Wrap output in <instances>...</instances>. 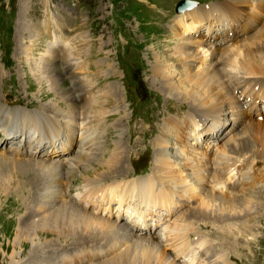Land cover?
Returning a JSON list of instances; mask_svg holds the SVG:
<instances>
[{"label":"rangeland","instance_id":"obj_1","mask_svg":"<svg viewBox=\"0 0 264 264\" xmlns=\"http://www.w3.org/2000/svg\"><path fill=\"white\" fill-rule=\"evenodd\" d=\"M176 1L179 0H166V2L165 0H0V105L26 109L31 112H45L49 109L47 113L61 120L73 117L71 108L69 109V106L72 105V108H76L78 111L75 118L79 120L81 127L83 126L78 129V138L83 133H88L90 137L96 139V149L91 153L95 161L89 162V164L85 162L84 166L76 171V175L74 174V177L67 180L69 186L71 184L72 187L68 188L69 199L65 202L55 200L57 194L63 190L61 186H54L60 178L58 172L56 173L58 176H50L49 179L44 176V188L36 192L35 185L29 181L31 175L28 176L20 165L27 160H39L40 158H33L26 151L24 154L17 153L16 149L12 155L9 151L12 146L9 147L6 139L3 140L5 143H0V154L4 149L8 151L3 154V156H7L5 160L0 159V173L2 176L4 175L5 180L12 176V180H6L5 188L1 186L0 190V264H38L36 258L29 260V257L35 255L39 247L54 244L59 236H67L62 232V229L55 230L58 236L54 232H43V228H40L35 232V239L18 243L15 232L19 227H23V230L28 229L27 224L29 223L27 222L36 221L43 216V213L46 215L61 204H66V202L77 204L76 197H79L77 192L83 191L85 175L93 174L92 176H94L98 171L102 174L105 173L104 167L99 166L100 170L96 168L97 162L103 156L107 157L114 155L115 152H120L122 163L111 179L108 176L105 177L106 180L98 182L102 187L104 184L122 178L123 180H132L150 174L154 176V181H158V184L163 182V178H160L159 175L160 170L163 169L161 173L165 171V176H168L167 169L172 166V162L166 163L165 156L161 154L164 147H167L168 156L172 161L180 162L185 154L186 157L190 156L192 151H187L185 148L186 138L183 137L186 136L185 131H190L191 134L195 132L191 128L199 112V105H192L180 101L176 96H169L164 86L157 83L158 79L154 77L153 73L156 64L153 57L154 49L158 51L165 47L168 48V46L174 47L176 42L181 40V37L174 36L176 23L174 18L181 14L175 10ZM197 1L203 5L215 3L214 5L223 11L229 6L227 3L229 0ZM258 38L259 34L251 39L248 36L242 40L243 46L250 47V50H252L251 47L257 49L258 47L252 43ZM29 41V45L32 46V61L27 60V55L22 50V44L25 48ZM237 41L240 42L239 39ZM200 48L199 51L205 49L207 54L204 49L200 53L206 57L213 50L207 44ZM204 56L198 60L197 66H202L201 63L206 60ZM5 60L8 61L7 65L4 63ZM173 60L174 62L169 65V68L186 74L187 67L184 62L187 60L177 58ZM33 66H37L39 75L35 73ZM226 70L230 72V78L234 83L239 79L244 81V85L241 86L243 93L264 91L260 88V80L264 79L263 75L261 77L253 75L248 81L250 79L248 78L249 74H246L249 73L248 70L240 68L238 73L237 69L233 70L231 66H228ZM262 70L264 71V67ZM257 77L258 79H256ZM48 78L55 80L56 86H52L51 79ZM226 80L227 78H225ZM42 89L51 91V94L47 97H37L35 91ZM227 90L230 91L228 87ZM58 91L61 92L60 97L51 101H59L61 104H57L55 109L49 108L46 106L49 103L48 100L53 98V94L57 95ZM235 94L239 93L236 91L232 95L235 96ZM248 94L249 98L244 97L239 105L237 97L233 99L235 102L231 98L227 104L223 103L219 111L225 109L221 114H225L222 118L226 117L227 121L223 125L224 121L217 123V114L212 118L210 116V119L206 120L207 125L203 129L202 135L210 127L216 126V130L223 125L224 130L231 118L229 111L240 114V109L237 110L236 107L232 109V106L246 108L251 104L252 98H250V93ZM7 95L12 96L11 101L6 99ZM257 105L264 113L263 101H258ZM84 112L87 114L86 118ZM243 112L247 113L248 111ZM20 115H23L28 121L31 120L29 115ZM7 123L9 122L0 123V127ZM51 123L58 127L55 122ZM252 124L251 122L245 124V128L240 132L243 133L240 135L241 140L236 141H233L234 137L232 138L231 134H228V128L227 137L214 147L219 162L217 168L221 171V177L227 178L225 171L228 168L226 165V167L223 166V161L219 157V153L223 152L224 156L229 157L228 165H231L229 169L231 172H236L232 175H235L237 180L225 183L226 185L223 183L222 186L225 189L223 192L216 188L209 190L212 193L224 197L230 196V198L238 200L244 196L249 202H239L242 207H239L237 214L228 215L225 217L226 221L219 218L220 221L196 213L195 207L205 197L203 199L196 198L193 191L189 189L190 198L185 197L187 204L183 197H177L182 206L177 207L178 209L171 219L173 222L179 217L177 225L184 227L182 235L186 241H192L198 235L200 239L203 238L204 243L211 244L210 255H213V259L218 254L225 253L230 264H264V121L257 122L255 119ZM62 126L64 127V124ZM183 127L185 131L181 137L179 134L182 133ZM64 129L66 130V128ZM25 130L27 131L26 141L25 138L19 139L17 144H14L17 147L24 141L28 145L39 139L38 131L34 126H28ZM61 131L62 138L57 144L67 142V137H65L67 132ZM210 135H212L211 138ZM210 135L207 136L210 138L209 142L216 139L213 137L216 136L213 132ZM207 137L201 138L207 139ZM230 138L232 141L229 140L231 143L228 144L225 140ZM0 141H2L1 135ZM190 142L192 144L195 142L192 137H190ZM5 144L7 145L5 146ZM78 149L79 147L75 152ZM200 150L206 152H200L201 155L213 160L214 152L207 154L208 151L204 147L199 148ZM102 152L105 154L103 155ZM21 154L24 156L19 157ZM234 157L238 158L235 161L238 162V167L235 168H233L234 162L232 163V160H235ZM156 158L159 162L162 161L160 165ZM1 166L5 167L3 173ZM32 179L38 180L37 177ZM39 182L41 183L42 179ZM238 184L241 185L238 186ZM23 187L25 188L23 189ZM207 187L209 186L207 185ZM95 199L97 200V198ZM99 216H102V213ZM114 218L116 220L115 216ZM114 218H110V220H114ZM118 223L124 222L119 220ZM172 234L175 235V232L172 231ZM105 237L100 238L101 241L88 242L85 245L87 250L83 246L76 245L67 246L65 250L60 246L54 253L51 252L53 256L58 251L63 252L62 257L69 262L57 260L59 264H97L99 260L103 262L109 259L103 257L86 263L89 255L88 250L93 251L91 254L112 251V254L116 255L117 251H124L130 245V241L125 242L116 233ZM118 237L120 240L117 239ZM154 237L163 239L159 234H155ZM149 238L151 236L147 235L145 239L138 240L148 242ZM157 239L152 243V245L155 244L156 249L162 245ZM187 243L189 244V242ZM77 251L84 257V260L75 259L74 263L72 257L77 255L75 253ZM163 251L167 252L164 255L165 261L166 256L174 259L176 250L167 249L166 251L163 249ZM194 255L190 251L186 252L176 262L189 264L191 261L190 264L193 262L196 264L197 261L192 259ZM46 260L48 261L47 257L42 263L39 261V264H46Z\"/></svg>","mask_w":264,"mask_h":264},{"label":"bare ground","instance_id":"obj_2","mask_svg":"<svg viewBox=\"0 0 264 264\" xmlns=\"http://www.w3.org/2000/svg\"><path fill=\"white\" fill-rule=\"evenodd\" d=\"M262 1L263 2L261 4L264 5V0ZM214 4L215 3H211L209 5H199L193 9H187L186 11L180 12L181 14H179L177 18H174L176 22L174 27V36L177 38L181 37V40L176 42L177 44L174 47L168 46V48L165 47V49H159L158 51L154 49L153 57L156 61V64L153 68V73L154 77L158 79L157 83L164 86L169 96H176L180 101H185L192 105H199V112L191 128L195 131L192 133L193 135L190 131H185L184 127L183 130H181L182 133L179 134L181 137H183V132H186V136L183 137L184 139L186 138L184 145L185 148H187V151H192L189 154L190 156L186 157L185 154L184 158L181 159L180 162H176L174 160L172 161L168 156L167 147H162L163 151L160 152L165 156L166 163L172 162V166L167 169L168 176H165V171L161 173V170L163 169H159L160 173H158L160 178H163V182H159L158 184V181L155 182L154 176L150 174L148 176L138 177L132 180H123L122 178L115 182L104 184L102 187L98 182H101V180H106L107 178L105 177L108 176L111 179L122 163V155L120 152H115L114 155H108L107 157L103 156V158L97 162L98 166H96V168L100 170L99 166L104 167L105 173L102 174L98 171L94 176H92V174L85 175V178L83 177V191H78L77 193L79 197H76V203L78 206L73 202H66V204L59 205L56 209L52 210L46 215L43 213V216H41L36 221L33 220L34 222L31 223L27 222L29 223L27 224L28 229L25 228L23 230V227H19V229H17L18 231L15 232V237L18 243L35 239V232L40 228H43V232L48 233H56V229H62V232L67 234L66 237H60L56 233L59 236L57 237L56 242L48 246L39 247V249L36 250V254L32 257H29V260L36 258L37 263L39 264V261L42 263L47 257L48 261L46 260V264H59L57 260H63L69 263L66 259H64V257H60L63 252L58 251L55 256H53L52 252L54 253L60 246H62L61 249L64 248V250L67 248V246L69 247L76 245L83 246L84 249H86L85 245L88 244V242H95L98 240L101 241L100 238L105 236L108 237L111 236V234L116 233L125 242L130 241V245L125 248L124 251H117L116 255L112 254V251H100L96 254H91V252H88L89 255L86 259V263H91L94 260L107 257V259H109L108 261L105 260L100 262L99 260V263L97 264H179L176 262V260H179L182 255L184 256L186 252L188 253L190 251L192 255L195 254L192 259L197 261L196 264H230L227 260V254L225 253H220L216 256V258L213 259V255H210L211 244L204 243L203 238L200 239L198 235H196L192 241H186V238L182 235L184 227L177 225L179 217H177L175 221L171 222L174 212H176L178 209L177 207L182 206L181 201H179L177 197H183L187 204L185 197L190 198L189 189L193 191L196 198L203 199L205 197V199L195 207V210L197 211L196 213L205 217L210 216L220 221L221 219H223L222 221H226L225 217H228V215L237 214L239 207H242L239 202H249V200L247 201L244 196L238 200L230 198V196L224 197L212 193L209 190L216 188V190L223 192L225 190L222 186L223 183L226 185L225 183L228 184L237 180L235 179L236 176L232 175V173L235 174L236 172L233 170V172H231V169H229V167H231V165H228L229 157L224 156L223 152L219 153V157L221 161H223L222 163L224 165H222L228 166L227 170L225 171L227 178L223 179V177H221V171L217 168L219 162L214 147L218 145V142L223 141L227 137L226 131L228 128V134H231L232 138L234 137L233 141H236L241 140L240 135L243 133L240 132L243 131L247 122H251L252 124L255 121L256 116L261 121H264V119H262L261 109H259L257 106L258 101L260 102V100H264V91H248L247 93H250V98H252L251 104H249V107L246 109L245 107L244 109L240 108V114L239 112L236 114L233 111H229L231 118L229 119V123L226 125L224 130L223 125L227 119L226 117L222 118V116L225 114L221 113H223L225 109L219 111L223 103L225 105L229 100H231V98L232 100L234 99L232 94L236 89L238 92L243 93V88L241 86L244 85V83L237 82L235 84L231 80L230 72L226 70L228 66H231L233 70L237 69L238 73L240 72V68H243L249 71V73L246 74L260 77L261 75L264 76V71L262 70V67H264V27H261V31L258 33L259 38L252 43L258 47L257 49L251 47L252 50H250V47H243L242 41V43H238L233 47H231L233 43H229V48H225L222 52H220L219 45L223 43L221 35L220 37H218L216 33L209 35V32L211 31L210 14L212 15V12L215 10ZM205 26L208 28V33L206 35L203 33ZM197 32H200L198 36L196 35ZM200 35L201 37H199ZM252 37L253 36L250 38ZM29 39L31 40V38ZM29 44L30 41L26 44L25 48H23L22 44V50L27 55V60L29 59V61H32V46ZM206 44L213 49L210 53L211 55L209 54L208 57L200 53L204 49L201 48ZM199 48L201 51H199ZM204 52L206 53L205 49ZM203 56L206 57V60L201 63L202 66H197L199 63L198 60L203 58ZM175 58L187 60L184 62L187 67L186 74H182L177 69L169 68V65L174 62L173 59ZM33 70H35V73L38 74L37 66H33ZM252 77L253 76H251V78ZM225 78H227L226 81ZM251 78L248 81H250ZM48 79H51L50 83L52 86H56L55 80L52 78ZM256 79H258V77ZM260 81V88L264 89V79ZM226 86L230 91L227 90ZM43 90L44 89L41 91H35V95L40 98L47 97V95L51 94V91ZM60 95V91L57 92V95L53 94V98L48 100L49 103L46 104V106L55 109L57 104H61V102L51 100L57 99V97H60ZM233 102L235 101L233 100ZM91 106L90 108H92ZM70 108L72 111L70 112L72 113L73 117L71 119H62L64 120L62 121L61 119L54 118L52 115H50V113H47L49 112V109L47 108H45L47 109L45 112H31L26 109L13 107L9 108L8 106L0 105V123L3 124L4 121L9 122L1 126L2 130L0 127V135L2 136V141H0V143L4 142L3 140L6 139L9 147L12 146V148L9 150L12 155L16 149L17 153L21 152L24 154L26 151L29 156H32L33 158H40L39 160H27V162L20 165L24 172L28 174V176L31 175L29 181L33 182L35 185L34 190H36V192L41 191L44 188V176H47L49 179L50 176L54 177L55 175H59L60 178L59 180L55 179L57 180V184L55 183L54 186H61L63 190L57 194V197L55 196V200H61V202H65L69 199L68 188L72 186L71 184L69 186L67 180H70L72 177H74V174L76 175V171L81 169L85 162L89 164V162L95 161L91 153L94 149H96V139L90 137L88 133H83V135L79 133L81 137L78 138V129L83 128V126L81 127V123L77 118H75L78 114L76 108H72V105L71 107L69 106V109ZM243 111L248 112L244 113ZM84 113L86 118L87 114L86 112ZM20 114L29 115L31 120L28 121L23 115ZM215 114H217L218 117L217 123L224 121L223 125H221L220 128L216 130V126L210 127L206 129L204 135H202L203 129L207 125L206 120H209L210 116L212 118ZM67 117L69 116L67 115ZM51 122H55L58 127H55ZM63 124L64 127L62 126ZM201 125L202 128H200ZM28 126L35 127V129L38 131L39 139L35 142H32L33 144L30 142L27 145L25 142L27 138V131L25 129ZM64 128H66V130ZM246 129L248 130L249 128ZM61 130L67 132V136H65L67 137V142L57 144V142H59L62 138ZM208 130H211L216 135L213 136L216 137V139L210 142L209 140L212 136L210 134H212V132ZM220 130L221 132L219 133ZM208 135H210V138L207 137ZM190 137H192V139L195 141L193 144L190 142ZM201 137H207V139H202ZM21 138H25L24 143H19V147L14 145L17 144L18 140ZM232 138L225 141L229 144L231 143L230 141H232ZM167 140L168 139H166V141ZM7 144H5V146ZM98 145L99 143L97 146ZM77 147H79V149L77 152H75ZM202 147L208 151L207 154L211 152L215 153L213 160H209L207 156L201 155L200 152L204 151H199V148ZM6 152H8L7 149L1 151L2 155L0 154V159L5 160L7 156H3V154ZM102 153L103 155L105 154L104 152ZM22 154L19 157H23L24 155ZM158 158H156V160H158ZM234 159V161L232 160V163L234 162L233 168L238 167V162H235L238 158L234 157ZM160 162L159 165L161 164ZM14 163H16L15 160ZM4 171L5 167H2L1 172L3 173ZM57 172L58 175L56 174ZM107 173L108 175H105ZM31 177H37L38 180L35 181V179H32ZM10 179L12 180V176H9V179L6 180ZM40 179H42L41 183L39 182ZM6 180L4 175L2 176L0 173V190L1 186L2 188H5L4 186ZM9 185L11 184L9 183ZM207 185L209 187H207ZM239 185L241 184H238V186ZM24 188L25 187H23V189ZM95 198H97V200ZM85 202H87V204L84 205ZM100 213H102V216H99ZM114 216L116 217V220ZM110 218H114V220H110ZM119 220L124 223H118ZM159 228H161V230L158 231ZM172 231L175 232V235L172 234ZM155 234H159V236L162 235L163 239H157L154 237ZM141 235L145 237L150 235L151 238H149L148 242L146 240H138L145 239V237ZM66 238H70L72 240H68ZM155 239L159 240L158 242L162 244L158 249L155 248V244L152 245ZM187 242H189V244ZM163 249L166 251L167 249H172L174 251L176 250V252H174V259H170L169 256H166L165 261L164 255H166L167 252H164ZM48 251L49 253L47 254ZM75 253H77V255L72 257V262L75 263V259L82 261L84 260V257L81 256L78 251ZM190 262L191 261H189V264ZM193 264L195 263L193 262Z\"/></svg>","mask_w":264,"mask_h":264}]
</instances>
